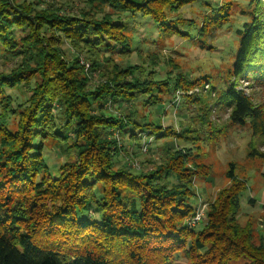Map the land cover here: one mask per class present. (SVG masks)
I'll return each instance as SVG.
<instances>
[{
	"label": "trees",
	"instance_id": "16d2710c",
	"mask_svg": "<svg viewBox=\"0 0 264 264\" xmlns=\"http://www.w3.org/2000/svg\"><path fill=\"white\" fill-rule=\"evenodd\" d=\"M195 1L84 0L89 9L71 17L0 0V56L19 60L9 73H0V101H5L0 102V124L18 111L14 132L0 126L1 136L15 146L8 156L9 173L0 174V264H176L174 256L184 250L187 238L193 251L187 252L190 264H264V215L258 225L261 233L252 221L239 222L245 186L234 171L226 172L228 185L208 205L206 222L196 232L183 223L195 215L190 179L197 174L189 172L185 150L169 148L157 168L146 173L116 165L122 147L114 133L134 143L146 133L157 140L175 136L159 120H148L149 112L140 114L139 103L150 110L178 90L203 83L214 90L208 77L189 79L174 64L175 72L169 69L165 79H157L158 70L146 64L122 16L148 19L160 40L189 38L185 26L194 28L202 42L198 49H211L204 36L230 23L229 5L210 7L199 24L178 12ZM239 14L245 21L235 30L238 47L226 72L230 82L216 99L228 109L231 125L248 123L252 135H264V106L235 87L242 81L264 90V0H247ZM64 42L76 54L86 53L87 71L98 72L102 79L95 87H90V74L77 55L65 56L60 48ZM132 52L140 65L106 66L110 55ZM147 56L156 64L158 55ZM21 86H28L30 95L20 111L4 94ZM54 109L64 120L58 129ZM190 132L182 130L179 138ZM49 139L61 151L70 141L66 147L74 150L60 179L47 178L42 152ZM258 154L264 158V152ZM45 191L48 199L57 200L50 206L39 202ZM89 210L97 218L85 217Z\"/></svg>",
	"mask_w": 264,
	"mask_h": 264
},
{
	"label": "rangeland",
	"instance_id": "374dc122",
	"mask_svg": "<svg viewBox=\"0 0 264 264\" xmlns=\"http://www.w3.org/2000/svg\"><path fill=\"white\" fill-rule=\"evenodd\" d=\"M17 2L29 3L38 11L54 9L60 16H78L80 12L89 9L84 0H17ZM246 4L247 0H197L182 6L178 11L179 14L187 20L195 19L200 24V15L209 12L210 7L219 8L221 5H229L227 12L230 13V23L222 29L204 36L211 47L207 50L198 49L202 46V42L197 38L196 29L194 28L190 29L185 26V32L190 35L189 38L173 36L167 40H160L156 28L148 19L139 16H122V20L133 30L134 43H136V48L141 50L146 64L152 70H158L159 74L155 76L157 79H165V73L169 69L175 72L176 70L172 67L174 64L189 79L202 76L208 77L207 81L214 89L209 90L205 85L206 83H203L201 87L200 85L195 86L193 90H178L173 95L170 94L164 102H161L160 107H153L150 110L149 107L143 110L141 104H138L137 110L140 114L147 116L149 112L148 120L154 122L159 120L161 128H172L175 131V136L157 140L149 138L146 133L141 134L140 138L138 137V140L134 143L126 137L120 138L118 134L114 133L118 146L122 147L120 155L115 156V160L119 163L115 164L118 167L125 166L136 174L146 173L157 168L165 151L169 148L171 150H185L188 157L187 161L190 162H188L189 172L197 173L190 179L193 191L196 194V198L192 200V205L195 207V213L200 212L201 216L194 225L191 224L194 216L185 218L183 223L196 232L206 222L208 205L215 200L217 193L228 185L227 171H234L236 178L241 180L245 186L240 200L239 222L244 224L247 221H252L260 230L258 225L264 215V158L258 154L264 152V135H252L248 123L243 126L231 125L228 120V109L224 105L218 104L216 99V93L221 91L220 88H225L230 82L226 72L231 67L234 54L237 51L238 37L235 30L239 29L241 27L239 25L245 21L239 13L243 5ZM105 11L107 12V10ZM93 13L97 14L98 17L102 16V13L97 9H93ZM60 48L67 57L70 54L77 55L85 72L89 69L90 63L87 60L86 53L76 54L67 42L62 43ZM153 54L158 55V59H154L156 64L149 63L151 57L147 55ZM106 56H109V54H106ZM110 57L112 61L109 65H106L108 68H111L112 64L124 66L141 64L140 57L133 52L126 57L115 53ZM164 62H168V64ZM18 65V59L9 60L0 56V73H9ZM86 65L88 66L86 67ZM89 76L91 88L102 81L98 72H91ZM230 80L232 81L231 78ZM235 87L250 96L255 104L264 106V90H259L254 84L242 81L236 83ZM4 95L10 96L12 107L15 108L19 105V108L16 109L20 110V105L26 102L30 90H28V86H21L20 90H5ZM0 102L5 103L2 100ZM53 106L56 107V105ZM52 112L56 118V129H58L63 124V117L55 109ZM16 115H18V111L15 115L7 116L0 126L5 125L11 132H14L18 120ZM184 129L194 131V133L186 134V140L179 138ZM69 136L71 137L70 134ZM194 136H197L198 140H195ZM8 141L0 134V174L9 173L6 165L10 164L8 156L15 146ZM69 144L70 141H67L66 145ZM66 145H63V148L66 149L61 151V148L55 145L53 139L44 142L42 153L44 164L48 169L47 178H57L60 175V179L62 177L60 172L65 175V166L72 163L75 157L74 150L72 147L71 149L70 147L67 148ZM14 167L17 166L11 168ZM0 181L2 182L1 175ZM35 181H40V176ZM168 181L174 182V179L169 178ZM28 188H30L29 184L27 185ZM50 190L53 192L52 188ZM45 192L46 194L42 197L45 199H40L39 202L50 206L56 198H52L54 201L48 199L50 194L47 195L48 191ZM30 195L31 193H28V197ZM249 199L253 200L252 203H249ZM85 217L97 218L93 210H89ZM44 226L46 227L45 224ZM258 232L261 233V230ZM190 245L191 239L187 238L184 250L175 254L174 263L190 264L187 258V252H193Z\"/></svg>",
	"mask_w": 264,
	"mask_h": 264
},
{
	"label": "built area",
	"instance_id": "2783aa9c",
	"mask_svg": "<svg viewBox=\"0 0 264 264\" xmlns=\"http://www.w3.org/2000/svg\"><path fill=\"white\" fill-rule=\"evenodd\" d=\"M87 66L88 65H86V67ZM200 216H201V213L200 212L195 213L194 218H192V220H191V224L194 225L196 222H198L199 219H200Z\"/></svg>",
	"mask_w": 264,
	"mask_h": 264
}]
</instances>
